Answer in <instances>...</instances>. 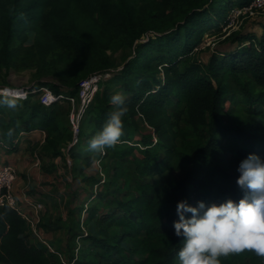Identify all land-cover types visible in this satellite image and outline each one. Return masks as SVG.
I'll use <instances>...</instances> for the list:
<instances>
[{
	"label": "trees",
	"instance_id": "16d2710c",
	"mask_svg": "<svg viewBox=\"0 0 264 264\" xmlns=\"http://www.w3.org/2000/svg\"><path fill=\"white\" fill-rule=\"evenodd\" d=\"M251 1L0 0V84L12 70L30 69L44 78L40 84H51L55 92L66 87L63 92L76 95L81 80L111 66L107 51L114 44L133 54L101 82L83 121L86 136L81 130L75 141L57 107L61 104L46 107L38 100L31 105L35 93L7 117L10 139L0 135V140L8 150L17 148L22 132L43 130L50 158L66 160L65 149L77 156L83 138L88 145L114 110L111 84L126 96L128 106L119 143L102 155L108 152L115 164L105 190L92 196L102 207L87 208L85 230L78 235L91 248L67 263L5 205L0 207V264H178L183 240L173 226L177 201L238 200L243 195L237 184L239 162L249 153L264 159V92L255 96L239 77L249 74L264 89V20L261 35L239 34L238 46L223 51V58L213 55L205 62L190 57L206 33L229 21L232 9ZM59 73L65 75L63 84L47 80ZM231 81L240 84L242 95L229 94ZM228 98L233 108L226 107ZM85 159L96 161L93 155ZM124 163L148 179L137 180L134 192L120 198L124 186L115 177L123 174ZM86 221L95 222L97 236ZM41 226L48 228L44 222ZM221 264H264V257L245 251L222 257Z\"/></svg>",
	"mask_w": 264,
	"mask_h": 264
},
{
	"label": "rangeland",
	"instance_id": "374dc122",
	"mask_svg": "<svg viewBox=\"0 0 264 264\" xmlns=\"http://www.w3.org/2000/svg\"><path fill=\"white\" fill-rule=\"evenodd\" d=\"M152 4V1L149 2ZM147 10L149 7L146 8ZM237 10V8H235ZM235 9H232L228 14L229 20L235 17V20L232 25L222 22L220 28L213 29L210 32L206 33L202 39V42L195 48L194 53L190 56L196 60H202L207 62L213 55L223 58V51L228 49H234L238 46L237 37L239 34L255 32L258 35L262 34L261 23L264 20V9L259 10L255 17H249L244 13H237ZM236 12V13H235ZM230 25V26H229ZM111 66L104 71L103 80L105 78L112 77L116 71L120 70L125 62L129 60L133 54L132 49L123 46L119 42L114 44L107 51ZM162 75L160 76V78ZM240 79L242 82H248L250 88L255 96H259L264 92V89L258 86L255 80L249 74H241ZM65 75L59 73L57 75H51L47 78L48 81H53V83L63 84L65 81ZM44 78L38 77L35 70L23 69V70H12L7 76V82H1L0 90H16L23 87H40L43 85L49 86L52 88L51 84H40L39 80ZM102 80V81H103ZM101 87L103 86L100 85ZM232 93L242 95L240 84L236 81H231L230 86ZM63 91H67L66 87H62ZM75 88L73 90H77ZM73 92V91H72ZM77 92V91H76ZM112 95L120 92L117 89V85L111 84ZM67 94H73L69 92H64ZM242 99L243 97H239ZM39 100V94L35 95L31 99V105L37 103ZM62 105V106H61ZM57 106L61 108L64 112L63 119L65 123H69L68 120V109L69 106L67 103ZM235 103L231 101L230 98L226 100V107H234ZM23 101L18 100L17 106L13 108H8L6 106H0V135L4 137L7 141L10 139V135L7 131V117L14 116L17 113V107H22ZM237 106V105H236ZM257 120L263 123V117L258 116ZM85 123L82 124L81 130L84 135L88 133V125ZM149 130V129H148ZM77 139V135H76ZM85 141V137L83 138ZM82 142L81 146L76 149L77 156L72 158L67 150L65 149L64 153L66 155V160L62 157H57L56 159H51L49 155V149L45 147V143L37 149L39 152L42 165L41 170H45L52 177L49 179L47 176L42 177L41 182L37 181L36 185H32L31 190L29 191L30 197L35 198L33 195H36L39 189L42 192L40 194L39 200L44 204V208L41 211V221L39 224V229L41 230V237L48 241V244L55 250H59L63 259L68 263L73 256H76L79 252V257H81L89 247L91 248L90 242L86 241L83 238H79L78 235L85 228L83 226V218L87 217L88 211L87 208L93 205H98L102 207V203L99 199H94L93 193L99 190H105L107 183H104L105 180L109 181L110 177L113 178V168L115 166L112 159L109 157V153L102 157L103 154L92 153L87 150V143ZM33 152V151H32ZM93 155L96 161L91 164H88L85 156ZM232 155H228V158H231ZM46 158V160H43ZM37 168V167H36ZM41 171V172H42ZM123 174L115 177L117 185L124 186L123 189L119 190V197L124 198L125 194L130 191L134 192L133 188L135 182L141 181L144 182L148 178L138 177L134 166L131 164H123L122 169ZM178 175V174H177ZM52 179V180H50ZM97 180H100V185L96 184ZM46 224V227H42V223ZM85 226L88 228L89 232H92L95 236L98 235V229L95 225V222H85ZM36 238V237H35ZM39 240V237L36 238ZM41 242V241H40ZM89 244V245H88ZM126 246V243L124 244ZM88 246V247H87Z\"/></svg>",
	"mask_w": 264,
	"mask_h": 264
},
{
	"label": "clouds",
	"instance_id": "9594fccd",
	"mask_svg": "<svg viewBox=\"0 0 264 264\" xmlns=\"http://www.w3.org/2000/svg\"><path fill=\"white\" fill-rule=\"evenodd\" d=\"M18 97L0 94V106L15 108ZM115 106L102 129L90 138L87 150L103 154L115 147L122 135L128 106L126 96L117 92L110 97ZM11 130H9V135ZM237 184L243 195L220 203L196 204L177 201L178 219L173 221L175 235L183 245L177 252L178 264H221V258L245 251L264 257V159L249 153L237 167Z\"/></svg>",
	"mask_w": 264,
	"mask_h": 264
},
{
	"label": "built area",
	"instance_id": "2783aa9c",
	"mask_svg": "<svg viewBox=\"0 0 264 264\" xmlns=\"http://www.w3.org/2000/svg\"><path fill=\"white\" fill-rule=\"evenodd\" d=\"M264 9V0H252L248 6L243 8H237V13L247 14L249 17H255L256 13ZM235 12V13H236ZM236 17V15H235ZM235 17L229 20V24L232 25ZM229 25V26H230ZM103 80L102 73H95L90 75L89 77L83 79L79 83V89L76 95H70L64 92H55L49 86L43 85L40 87H36L33 90L30 88H21L16 90H0V94L2 93H10L15 97H18L21 100H26L29 98L32 93L39 94V101L42 105L46 107H52L56 104H64L67 103L69 106V122L71 124L72 130L77 135L81 131V127L83 121L87 114V109L90 104L94 101L96 93L100 90V85ZM46 135V132L43 131ZM25 135V132H22L20 136L16 139L15 145L18 146L20 137ZM46 138V136H45ZM77 139H75L76 141ZM74 141V142H75ZM45 142V139L42 143ZM10 148V147H9ZM2 149H8L4 141L0 140V207L2 206H10L14 208L22 217L28 222L31 227L33 233L39 237V239L44 242L51 251H55L48 244V241L41 237V230L39 229V223L41 221V211L44 208V204L38 200L37 198H31L28 195L29 187L27 186L24 191V201L26 206L33 208L36 212V215H32L28 212L26 207L22 204V202L18 199L16 194L13 192V184L16 180L17 173L15 169L4 160H2ZM105 154V152L103 153ZM34 156V166L40 168L42 165V159L39 152L36 150L33 153Z\"/></svg>",
	"mask_w": 264,
	"mask_h": 264
},
{
	"label": "crops",
	"instance_id": "0c3cea01",
	"mask_svg": "<svg viewBox=\"0 0 264 264\" xmlns=\"http://www.w3.org/2000/svg\"><path fill=\"white\" fill-rule=\"evenodd\" d=\"M45 136L43 130L25 132V135L20 137L19 144L15 150L2 149V160L10 164L17 173L16 180L13 184V192L32 215H36L35 210L26 206L24 201L26 187H29L28 195L30 196L29 191L32 185H36L37 181L40 183L42 177L45 178L47 176L48 179L52 177L45 170L42 171L41 167L36 168L34 166L33 153L43 145L42 141L45 139ZM43 160H46V158H43ZM42 192L44 191L39 189L38 193L33 196L39 200L38 197H40Z\"/></svg>",
	"mask_w": 264,
	"mask_h": 264
}]
</instances>
